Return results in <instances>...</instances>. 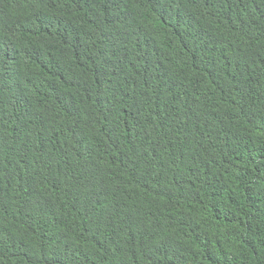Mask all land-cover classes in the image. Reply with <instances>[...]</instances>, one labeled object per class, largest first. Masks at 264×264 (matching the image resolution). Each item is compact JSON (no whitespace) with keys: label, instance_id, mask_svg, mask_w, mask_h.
<instances>
[{"label":"trees","instance_id":"16d2710c","mask_svg":"<svg viewBox=\"0 0 264 264\" xmlns=\"http://www.w3.org/2000/svg\"><path fill=\"white\" fill-rule=\"evenodd\" d=\"M0 264H264V0H0Z\"/></svg>","mask_w":264,"mask_h":264}]
</instances>
